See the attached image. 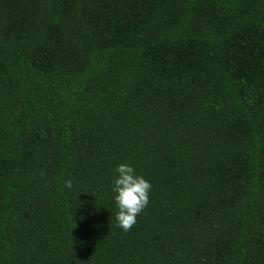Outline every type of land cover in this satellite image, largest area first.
<instances>
[{"label":"trees","instance_id":"1","mask_svg":"<svg viewBox=\"0 0 264 264\" xmlns=\"http://www.w3.org/2000/svg\"><path fill=\"white\" fill-rule=\"evenodd\" d=\"M0 264H264V0H0Z\"/></svg>","mask_w":264,"mask_h":264},{"label":"clouds","instance_id":"2","mask_svg":"<svg viewBox=\"0 0 264 264\" xmlns=\"http://www.w3.org/2000/svg\"><path fill=\"white\" fill-rule=\"evenodd\" d=\"M117 175L113 179L112 192L118 211L115 215L117 226L124 232L130 231L137 222V217L149 204L151 183L136 174L135 169L121 163L116 167ZM64 187H73L71 180L64 181Z\"/></svg>","mask_w":264,"mask_h":264}]
</instances>
